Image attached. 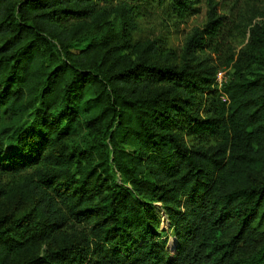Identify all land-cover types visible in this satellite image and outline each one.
Instances as JSON below:
<instances>
[{"label":"trees","instance_id":"trees-1","mask_svg":"<svg viewBox=\"0 0 264 264\" xmlns=\"http://www.w3.org/2000/svg\"><path fill=\"white\" fill-rule=\"evenodd\" d=\"M152 3L205 7L180 66L137 38ZM217 7L0 0V187L29 205L0 215V264H264V23L237 52Z\"/></svg>","mask_w":264,"mask_h":264},{"label":"rangeland","instance_id":"rangeland-1","mask_svg":"<svg viewBox=\"0 0 264 264\" xmlns=\"http://www.w3.org/2000/svg\"><path fill=\"white\" fill-rule=\"evenodd\" d=\"M158 3V1H156ZM218 3V14L223 17L226 23L227 32L229 30L235 31L234 36H230L229 42L224 44L231 47H236L238 52L244 49L249 42V23L251 25H257L264 23V2L262 0H216ZM159 6L154 7L152 3L149 6L148 13L144 20L140 23V30L137 34V38L141 40L151 39L157 41V43L164 45L163 53H168V60H163V63L180 66L184 59V45L187 38L190 36L193 29H201L205 22V7L200 3L196 8L197 13H191L185 21H179L174 15V19L164 12ZM223 44V45H224ZM228 49V46L220 48L219 53L206 52L202 58L211 60L213 66L222 64L227 59V53L224 49ZM81 47H76L75 50H80ZM247 77H251L247 74ZM236 79L231 68H220L216 72L213 87L217 90H221L222 86L229 81ZM224 97H221L223 100ZM77 145V142L74 144ZM72 146V147H74ZM3 181L0 187V215H14L20 217L29 211V205L24 203L20 190L18 187L11 188L7 183ZM161 231L167 230L168 225L163 216L160 213ZM77 230H82L78 227ZM168 244L167 248L172 249L173 238L171 232H168ZM49 249L46 245L43 250Z\"/></svg>","mask_w":264,"mask_h":264},{"label":"built area","instance_id":"built-area-1","mask_svg":"<svg viewBox=\"0 0 264 264\" xmlns=\"http://www.w3.org/2000/svg\"><path fill=\"white\" fill-rule=\"evenodd\" d=\"M223 100L225 101V98Z\"/></svg>","mask_w":264,"mask_h":264}]
</instances>
